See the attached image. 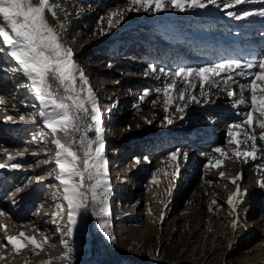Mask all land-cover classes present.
<instances>
[{"label": "rangeland", "instance_id": "rangeland-1", "mask_svg": "<svg viewBox=\"0 0 264 264\" xmlns=\"http://www.w3.org/2000/svg\"><path fill=\"white\" fill-rule=\"evenodd\" d=\"M133 2L136 0H22L26 18L51 49L43 69L36 70L45 82L41 85L22 63L0 58V95L12 100V95L23 94L21 100L28 109L22 114L30 110L35 117L39 106L49 102L53 104L49 108L52 114L62 105L70 110V117L68 124L55 130H36L33 125L11 138L20 142L17 147L9 146L11 149L37 153L35 160L19 164L22 170L37 167L39 177L43 178L31 215L45 204L43 209L48 210V215H52L48 218H54L53 225H56L45 233L47 226L52 225L48 219L44 222V232L25 234L27 245L20 249L31 252L27 255L30 264H96L95 261L101 264H262L245 261L246 247L228 251V235L222 237L215 249L207 245L205 254L197 251L200 238L192 237L194 222L189 225L184 215L192 207L190 200L196 184L207 173L213 172L225 159L248 163L249 154L253 155L255 150L252 146L238 149L236 137L243 127H248L251 131L254 129L253 136L258 139L256 135L260 132L255 129L261 127L260 118L255 117L263 116L254 111L256 108L243 112L227 100L223 106H210L211 111L189 109L186 115L179 116L184 108L181 103L177 105L179 99L188 103L194 98L191 93L198 92L190 89L185 97L183 92L189 89V83L177 82L168 70L177 69L185 59L184 65L189 61L197 70L207 67L210 70L215 63L207 59L196 63L198 59L192 58L194 50L189 45L174 47L173 56L168 57L174 39L157 25L136 22L142 20L136 14L128 15V21L134 24L128 29H119V20L123 17L115 9L132 8ZM35 6L53 14L57 23L54 31L34 16ZM223 6L225 13L236 7L224 9ZM188 20L169 22L196 29L194 23L198 21L193 18L187 23ZM15 23L19 25L22 20L16 16ZM1 42L0 34V45ZM250 50L261 57L263 64L264 40L256 41ZM55 60L61 63L59 68ZM257 80L253 83H258ZM260 83L254 87L255 91L264 89ZM114 94L121 98L130 94L132 100L114 103ZM171 100L176 103L172 104ZM107 104L113 107L111 120L116 129H110L112 123L106 122ZM154 107H159L161 112L156 118ZM187 114L190 116L186 117ZM22 117L17 116L19 122ZM173 119L176 121L170 122ZM258 140L262 143L256 151L260 163L264 162V140L262 137ZM127 176L131 181L125 191L133 184L134 191L129 193L138 191V194L123 195V186H120L119 195L110 200L105 210L104 193L117 179L123 182ZM32 178L20 177L19 195L26 194L35 184ZM2 185L0 191L6 195L17 188L6 186L3 191ZM55 205L59 207L56 213ZM256 209V215L264 220L262 197ZM259 240H253L249 247H254ZM12 255L8 251L6 259ZM14 260L12 264L27 262L24 257Z\"/></svg>", "mask_w": 264, "mask_h": 264}, {"label": "bare ground", "instance_id": "bare-ground-1", "mask_svg": "<svg viewBox=\"0 0 264 264\" xmlns=\"http://www.w3.org/2000/svg\"><path fill=\"white\" fill-rule=\"evenodd\" d=\"M233 1H235L234 4H232ZM231 5H236L235 9H230L231 11L227 13L222 11V6L223 8L232 7ZM115 10L117 11L115 13H120L123 17L119 20V29H128L129 25L134 24L133 21H128V15L136 14L142 18L136 22H149L162 30H167L168 35L175 40L172 39L174 44L167 52L168 57L173 56L171 49L174 47L189 45L194 50L191 52L192 58L198 59L196 63L204 59L215 63L214 67H210V70H207L208 67L197 70L194 63H189V61H187L188 64L184 65L185 59L183 63L177 66V69L172 67L171 71L168 70V74L172 73L177 82L185 80L189 83V89L183 90L185 97L189 94L190 89L198 92L191 93L194 98H191L192 100L187 98L188 103L187 100L186 103H182L179 99L177 105L181 103L184 106L179 116L185 114L189 109L211 111L210 106H223L226 100L233 103L235 107H241L243 112L252 111L253 108H256L257 110L254 111H259L263 116L255 117L260 118L258 122L261 126L259 129H255L260 132V135L256 136H259L258 139L262 137L264 140V89L257 91L254 89L258 83L264 84V62L262 64L261 57L256 56L250 50V46L256 41L264 40V0H136L135 3H132V8L126 9L123 6H118ZM33 11L38 21L44 20L49 29L54 31L57 23L49 10L43 11L40 6H35ZM16 16L22 20L19 25L15 23ZM187 18L189 19L187 23L192 22L193 18L196 20L195 22L198 21L194 23V25L196 24L195 27L197 26L196 29L188 24L169 22ZM219 20L220 23L217 22ZM0 34L2 38L0 58L5 62L22 63L28 73L34 75L43 85L45 80H40L41 75L36 73V70L43 69L47 53H51V49L40 37V32L36 27L26 18L22 0H0ZM204 42L207 43L206 46H203ZM230 48H233L234 51H229ZM187 49L189 48L187 47ZM214 49L215 51H213ZM57 62L58 60H55L56 65ZM58 63L57 68L61 65L60 62ZM175 64L178 63L175 62ZM251 68H254L253 72ZM258 78L260 81L257 80ZM255 79L258 83L256 81L253 83ZM6 93L8 92L5 91V95H7ZM12 96L14 99L11 100L6 96L3 99L0 95V186L4 183L2 185L3 191L6 186L17 187L14 191L12 189L8 195L0 191V264H12L14 259L23 260V257L27 261L26 264H30L27 255L31 252L28 250L22 252L20 249L23 245H27L24 239L25 234L31 233L32 236L33 233L44 232L43 229L46 226L44 222L48 219L52 225L47 226L45 233H49L56 225H53L54 218H48L51 215H48V210L43 209L45 204L40 205L35 214L31 215L30 211L36 203L34 199L38 198V188L43 178L39 177L40 172H38L37 167H29V169L25 167L26 170H22L19 164H27L35 160L37 153L31 154L32 150L29 153V151H20L16 148L11 149L9 146L17 147L20 144L19 141L14 142L11 138L28 131L33 125L36 130L42 128L55 130L65 126L69 121L70 110L60 105L57 113L52 114L49 108L53 104L50 105L47 102L48 104L43 103L39 106L34 117V112H30V110L22 114L27 107L21 100L23 94ZM131 98L130 94L126 98L116 97L114 103L129 102L132 100ZM147 102L145 101V103ZM171 102L172 104L176 103H173L172 100ZM203 104L207 106H203ZM106 109L108 114L105 118L106 122L112 123L109 126L110 129H116L113 120H111L114 113L113 107L107 104ZM153 113L154 118L158 117L161 113L160 108L154 107ZM189 114L193 115L192 113ZM189 114L186 117H189ZM19 115L23 116L20 120L22 122L17 119ZM29 117L32 118L29 119ZM173 121L176 119L170 120V122ZM100 124L103 125L102 121ZM119 131L122 133L123 128ZM253 131L254 129L251 131L248 127H243L236 137L238 149H246L248 146H252L255 150L253 155H250L252 152L249 154L246 160L248 163L237 159H230V161L225 159L214 171L212 170L213 172H205L207 174L204 180L202 179L196 184L193 198L190 200L192 207L186 210L184 216L189 225L194 222V229L191 231L192 237L200 238V244L196 245L197 251L205 254L207 245L213 246L215 249L221 244L222 237L228 235V251L235 252L237 249L246 247L243 251L245 261H259L264 264V220L256 215L259 198L262 197L264 201V162L259 163V156L256 151L262 143L253 136ZM5 133H10V135ZM226 155L229 158L232 156L229 153ZM254 161H256L255 164ZM155 167L159 169L160 165ZM31 176L35 183L31 186L32 189H28L24 195L23 193L19 195L20 189L17 184L20 177L29 179ZM130 179L127 176L123 182H120L119 178L114 184L115 187L113 185L107 189L104 193L107 199L104 204L105 210L110 200L117 196L120 186H123L121 188V193L124 192L123 195L134 196L138 194V191L133 194L129 193L134 191L133 184L129 186L128 191H125L127 190L126 185L131 181ZM22 199L26 201L25 204H21L24 203ZM53 211L58 212L59 207L55 205ZM247 222H249V227H246ZM251 236L252 238L249 239ZM259 238L260 240L254 247H249L253 240ZM8 251L13 254L10 259H6L5 256ZM11 257L14 258L11 259Z\"/></svg>", "mask_w": 264, "mask_h": 264}, {"label": "water", "instance_id": "water-1", "mask_svg": "<svg viewBox=\"0 0 264 264\" xmlns=\"http://www.w3.org/2000/svg\"><path fill=\"white\" fill-rule=\"evenodd\" d=\"M96 262V264H97V261H95Z\"/></svg>", "mask_w": 264, "mask_h": 264}]
</instances>
